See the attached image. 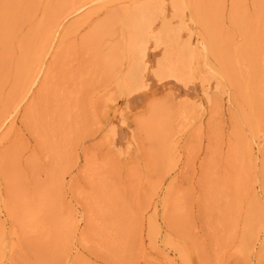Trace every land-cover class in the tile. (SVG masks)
Wrapping results in <instances>:
<instances>
[{"label":"rangeland","instance_id":"1","mask_svg":"<svg viewBox=\"0 0 264 264\" xmlns=\"http://www.w3.org/2000/svg\"><path fill=\"white\" fill-rule=\"evenodd\" d=\"M83 2L0 0V264H264V0ZM137 3L175 35L126 90Z\"/></svg>","mask_w":264,"mask_h":264},{"label":"bare ground","instance_id":"2","mask_svg":"<svg viewBox=\"0 0 264 264\" xmlns=\"http://www.w3.org/2000/svg\"><path fill=\"white\" fill-rule=\"evenodd\" d=\"M79 2H83L85 0H76ZM87 3H79L74 11H80L81 9L84 8V6ZM27 3H25L22 6V10L25 12ZM53 5V2L51 3ZM157 9L158 7L156 5H153L151 3H137L135 6L130 8L129 13L127 16L123 19L121 22L125 28V43H126V51L129 56V64L128 68L126 71V74L123 78V87L127 90L129 89H137L141 87H145L148 85V73L149 71V57H148V50L150 46L156 47L161 43H164L165 40H162V33L166 34L168 37L172 38L175 33L173 32L170 27L164 28L163 31H161L162 27L160 30H156V19H157ZM13 9L10 10L12 12ZM16 13V12H15ZM49 17V15H48ZM207 15L203 16V22H206ZM42 27L41 25H36L35 28L32 29L31 33L34 38H37L39 32L41 31ZM99 29H104V27H99L96 29V31L90 36L91 39L93 40H98L97 38V30ZM42 32V31H41ZM106 32V29L104 30ZM43 33V32H42ZM44 34V33H43ZM5 40H8V36H2L1 41L6 42ZM202 48H205V44L201 42ZM41 47L40 45L33 44L29 42H25L22 50L23 56L28 55V53L32 49H39ZM33 51V50H32ZM209 51L214 55L215 60L219 64V68L216 69V72L218 74H221L223 76L228 77L234 84L238 85L239 87L243 86V82L246 80H250V73H247L239 67L238 63L240 59L243 60H249L248 58H240L235 53H232V55L228 54L230 51L226 50L225 52L222 51V49L217 48V46L211 44L209 47ZM186 56H191L193 57L195 55V51L192 48L186 47L184 50ZM185 57V56H184ZM252 60V58L250 59ZM187 64V61L183 60L182 65L183 67ZM165 72L169 75L177 76L179 75L180 70L175 69L173 67H168ZM164 73V74H166ZM28 74V73H27ZM25 74V78L28 82H32V84L35 83V79L37 76L34 78H31V73L30 76ZM247 87H242L240 90L243 92V99L246 102H250L251 104H246L250 106H254V99L249 96V94H246V92L249 90H252L254 92L255 88L253 85H246ZM249 93V91H248ZM8 114L6 117H4L2 122H5L7 119H9ZM252 116L251 115H246V121L248 124L252 123ZM158 122L153 121V125L158 127ZM240 142L244 146L245 153L248 157H250V149L248 146V143L241 137H239ZM255 209L258 210V207H254L252 212L249 213L250 218H254V215L256 213ZM255 212V213H254ZM254 214V215H252ZM252 223V222H251ZM256 226H253V229ZM252 226H250L249 229H251Z\"/></svg>","mask_w":264,"mask_h":264}]
</instances>
